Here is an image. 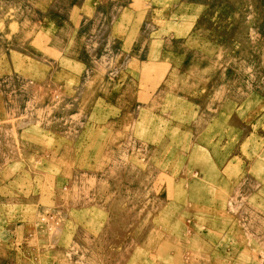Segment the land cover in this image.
<instances>
[{"label":"rangeland","instance_id":"obj_1","mask_svg":"<svg viewBox=\"0 0 264 264\" xmlns=\"http://www.w3.org/2000/svg\"><path fill=\"white\" fill-rule=\"evenodd\" d=\"M79 1L0 0V232L40 240L18 264L44 243L66 264H264V0H153L132 44L108 29L127 0L81 20Z\"/></svg>","mask_w":264,"mask_h":264},{"label":"crops","instance_id":"obj_2","mask_svg":"<svg viewBox=\"0 0 264 264\" xmlns=\"http://www.w3.org/2000/svg\"><path fill=\"white\" fill-rule=\"evenodd\" d=\"M101 3L102 1L100 0H80L78 4L74 6L75 14H79V17H76L78 20H81L84 16H89L92 18L96 14L101 15V12H98V6ZM150 5H153V0H127L126 2H123L116 8L110 21L111 23L108 27L111 33L110 35L112 37L121 38L126 44H132L137 37L141 23L144 21L149 12L148 6ZM187 6L191 10L192 14V19L190 21H195V18L198 14L197 6L193 4H189ZM152 9L153 11L154 9L155 11L158 10L157 7ZM157 20L158 19H153L155 22ZM130 31L134 32V35L130 33ZM59 52L62 54L60 49ZM152 52L154 54H152ZM145 53L146 56L151 54L153 55L152 57H147L153 62H148L145 60L147 62L141 61L140 63L142 66L151 64V68L155 70L154 75L156 78L151 83V86L155 87L160 85L162 82L161 78L164 70V63L160 57L161 51L160 49L156 50L147 48ZM135 61L137 62V60ZM151 90L152 89H146L144 92H142V98L146 99V101L151 100L153 97L152 94H149ZM30 225L28 223L13 225L10 224V226L7 224V227L4 228L6 233L4 234L3 232H0V264H18L19 261H21L20 257L23 253V250L26 251V248L29 246H40V240L38 238L33 239L29 237L32 235V229H34V227H32V225L30 227ZM4 236H6V238H4ZM41 246L45 248L41 247L39 249V251H41L39 252L40 254H38L37 258L40 260L42 257V263L37 264H66V256L64 254H58L59 250H52L51 244L44 243ZM54 248L58 249L55 247V245ZM27 255L29 256V254ZM28 256H25L26 260H30V258H32ZM63 261L64 263H62Z\"/></svg>","mask_w":264,"mask_h":264}]
</instances>
